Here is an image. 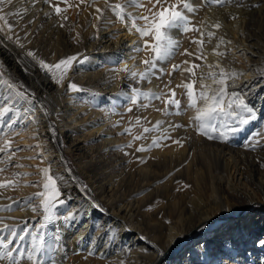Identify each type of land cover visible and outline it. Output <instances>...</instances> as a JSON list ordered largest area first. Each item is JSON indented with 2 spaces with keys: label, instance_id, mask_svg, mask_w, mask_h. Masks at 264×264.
<instances>
[{
  "label": "bare ground",
  "instance_id": "obj_1",
  "mask_svg": "<svg viewBox=\"0 0 264 264\" xmlns=\"http://www.w3.org/2000/svg\"><path fill=\"white\" fill-rule=\"evenodd\" d=\"M190 2L196 10L186 15L199 30H173L171 36L177 45L174 54L157 61L156 69L140 83L116 69L127 64L130 70L143 72L146 65L142 61L153 54L145 49L136 52L141 41L129 32V26L116 25L106 5L100 7L105 11L99 22L94 11L92 16L80 14L75 8L63 11L70 24H81L78 30L82 34L79 48L72 46L66 54L77 56L84 63L74 62L59 84L46 75L40 84H35L28 61L6 46L0 33V63H5L7 75L22 76L30 83V90L42 95L53 92L63 103L52 111L55 116L63 113L66 120L62 126L66 132L55 141L49 137L51 127L39 102L30 100L18 86L6 92L14 98L16 115L25 122L24 134L35 139L46 159L42 166L51 164V174L58 178L60 195L56 199L63 203H56L52 221L41 229L50 255L46 264H264V246L259 243L264 241V0H232L223 6L209 5L204 0ZM238 3L242 6L238 7ZM9 10H20L31 23L46 22V28H54L53 9L45 0H36L34 6L31 0H13L5 12ZM130 13L138 15L135 10ZM17 17L9 16L8 23ZM217 22L221 25L218 29L212 27ZM97 24L98 29L93 27ZM0 28H6L3 21ZM208 31L215 34L210 41ZM221 38L224 44L217 48ZM58 49L60 53L48 58L52 65L68 57H62ZM213 49L223 56L216 55ZM197 55L206 59H197ZM216 63L226 71L243 74L228 81L227 91L243 98L254 117L227 142L197 134L193 119L196 112L188 107L186 90L177 87L195 80L193 90L198 95L201 76L218 72L219 69L208 67ZM173 65L180 67L173 71ZM189 67H193L194 77L185 71ZM204 82L211 84L210 79ZM69 83L82 85V89L94 87L98 98L103 96L133 108L129 119L136 125L134 121L140 117L141 123L131 127L126 144L120 145V138L113 137L114 128L108 127L111 122L119 123L121 127L116 132H122L129 124L120 122L123 115L111 120L106 112L84 105L79 99L81 93L70 91ZM134 87L167 96L173 89L180 101V114L172 108L165 113L162 100L151 101L147 108L141 106L148 103L143 99L136 106L129 104L130 89ZM238 117L249 118V113L240 110ZM157 121L162 122L160 132L153 130L144 133L142 139L133 140L143 133V128L152 129ZM170 124L183 127L172 130ZM163 129H169L171 139L162 140L161 146L148 151H136L141 145L148 147ZM207 131L214 135L211 128ZM253 136L260 144L255 150L246 149L244 144ZM181 138L183 146L172 142ZM66 142L72 153H77L79 183L87 186V193L79 190L64 167L61 148L56 143ZM130 142L131 147H126ZM92 201L100 208H93ZM149 207L151 211L147 210ZM69 213H74V217L65 220Z\"/></svg>",
  "mask_w": 264,
  "mask_h": 264
},
{
  "label": "snow or ice",
  "instance_id": "obj_2",
  "mask_svg": "<svg viewBox=\"0 0 264 264\" xmlns=\"http://www.w3.org/2000/svg\"><path fill=\"white\" fill-rule=\"evenodd\" d=\"M33 6L36 3V0H31ZM81 2H85V0H81ZM96 0H93L95 3ZM152 2V0H149ZM206 4L209 5H219L223 6L224 4H230L232 0H204ZM13 3V0H0V21H3L5 27L7 28L8 32L11 33L13 30V26L8 23V17L12 15H19L22 18L20 10L17 12H12L9 10L5 12V8L10 6ZM45 3H48L50 7H53L56 14H61V8L58 5L52 3V0H45ZM104 3L108 9H110L114 15H116L117 19L120 20L122 23L130 22L129 32L133 29L140 35L141 38L144 37H151L153 43L149 44L147 40L144 41L145 47L153 54L149 59H145L142 61L146 65V69L143 72H137L134 70H130L127 64L124 65L123 68L116 69L117 72H125L128 75L136 80L137 83L141 81L147 80L149 75L153 70L157 67V61H162L171 55L174 54L173 50L177 45L174 43L171 32L173 30H180L182 33H186L188 31L199 30L194 28L191 25V22L186 15L187 12H193L196 9L191 4L190 0H175L174 3H170V0H154L152 3V8L147 9L149 15H142V16H133L132 13L127 12L126 9L129 6L133 7H143V0H126V3H117L115 5L110 4L109 0H104ZM159 6V7H157ZM238 7L242 6V4L238 3ZM155 9V11H153ZM66 10V9H65ZM105 9L97 7L95 12L97 15L95 19L99 22L101 21ZM24 13L27 12V9L23 10ZM45 15H48L47 13ZM232 19H238L236 16H232ZM62 19L66 20L67 17L64 16ZM137 20H143V26L137 25ZM31 23V21H29ZM203 23V22H202ZM64 27V24L60 25ZM221 25L219 22L215 23L212 27L219 28ZM94 28L99 27V25H93ZM0 31H3L0 28ZM204 33L201 32V36L203 37ZM214 32L208 31L207 36L209 41L214 36ZM8 40H12V35H6ZM15 43L18 46L23 47L20 44L19 37H16ZM197 43H202L199 41ZM222 44H224L223 39L221 38L219 43L217 44V48H219ZM137 52L140 51L139 48L135 49ZM187 51V50H185ZM216 52L215 49H213ZM26 55L28 57L33 58L39 64V67L46 71L48 74L52 76V79L56 83H61L65 78L73 66V63H84L83 59H78L77 56H68L66 58L60 59L56 64H48L43 60H38L35 56V53L32 51H27ZM216 55L223 56V53L216 52ZM197 59H206V57H202L197 55ZM184 63H188L185 61ZM179 65H173V71L178 69ZM193 67L199 68V65H194ZM193 67H189L185 69V71L191 73L194 77L195 72H193ZM209 69L216 68L219 69L218 72L209 71L206 75H202L200 78V91L198 95H194L193 85L195 80H192L189 83H183L177 85V87H183L186 90V95L188 96V107L195 110L196 115L193 118L195 122V127L197 134L205 135L209 139L216 138L221 140L222 142H227L230 140L231 135L238 133L242 130V126L248 124L250 122V118L252 117L251 112L252 110L249 109L245 103V100L241 98L236 92L229 93L227 91L228 88V81L235 80L239 78V76L243 75L242 73H237L235 71H226L223 67L220 66L219 63L214 65H208ZM171 75V73H169ZM211 80V84H207L205 80ZM3 82L0 80V86H2ZM9 90H15V85L12 82L7 84ZM23 85H21V88ZM167 87V85L165 86ZM68 89L74 93H81L84 91L80 86L75 83H69ZM171 93L170 96L166 94H156L152 92H142L140 89L133 88L131 89V96L128 98V103L136 106L140 103L143 99L148 101V103H143L142 107H149L150 102L152 100H162L165 104L164 112L167 113L169 108L175 110L176 114H180V101L175 98L176 94L173 89H169ZM24 95H28V93H24ZM10 97L6 96L4 98V102L0 103V132L4 131V128L9 129L10 132H16L18 134L19 130H16L14 126L19 123V116L16 115L17 110L15 109L14 102L10 103ZM199 102V103H198ZM126 110L131 112L132 107H127ZM240 110L246 111L249 113V118H239L238 112ZM11 113V115H9ZM236 121V123H233ZM135 123L139 125L141 123V118L136 117ZM162 122L157 121L155 125H153L152 129L147 127L143 128V133L141 135H137L133 137V140H140L143 138L144 133H148L150 131H157L160 132V125ZM191 123V122H190ZM131 124V122H130ZM114 126H118L114 125ZM183 125H169V128L175 130L177 128H181ZM212 129V134H209L207 129ZM125 132L131 134V127L125 129ZM171 139L169 134V129H163L162 134L158 137H154L152 143L145 147L141 145L136 149L138 152L148 151L152 147H159L161 146L162 140ZM175 144L180 146L182 145V138L176 139L172 141ZM260 144L259 140L256 138L250 137L249 140L244 144V147L249 150H255V148ZM11 147L10 138L5 135L3 138L2 144H0V153L7 154ZM39 147V145H37ZM131 147V142L126 146ZM127 154V153H125ZM16 153L13 151L10 155H7V161L10 162L12 157L15 156ZM39 153L37 156L39 157ZM43 162V161H42ZM0 163H5V161L0 160ZM21 165H16V167H20ZM264 167V164H262ZM7 171V168H0V173ZM43 177V191L37 192L34 194L33 197H29L27 199V203L31 206L32 211L36 212V206H32L31 202L33 199L40 198L41 203L39 205L40 210L42 211L43 218L39 222V226L36 225L29 226L26 222L25 225L17 232L16 228L10 226L8 224H4L2 228H0V233L8 232V236H0V261H4L7 259L10 264H20L21 258L26 255V259L29 264H44V254L46 251V244H45V235L41 231L46 226L45 222H51L53 219V214L55 211L56 203H63V201H58L56 198L60 195L59 188L57 185L58 178L51 174V164L48 167L43 168L40 170ZM19 177L18 173H14L12 178L8 179L4 183H0V189L5 187H15L16 180ZM26 186H37V185H26ZM87 187L86 185L84 186ZM91 206L93 208H100V205L96 204L92 201ZM3 207V206H0ZM7 210L12 209V205L9 204L6 206ZM151 211V207L147 209ZM74 213H69L67 216L64 217L65 220H70L74 217ZM34 228L35 230L29 231V229ZM30 235L31 239L29 241L28 247L22 248L20 245L21 243ZM15 241V244H14ZM261 246H264V241L259 242ZM19 253V256H14V253ZM92 255L93 253H89Z\"/></svg>",
  "mask_w": 264,
  "mask_h": 264
},
{
  "label": "rangeland",
  "instance_id": "obj_3",
  "mask_svg": "<svg viewBox=\"0 0 264 264\" xmlns=\"http://www.w3.org/2000/svg\"><path fill=\"white\" fill-rule=\"evenodd\" d=\"M73 1H74V4H71L70 0H67V1L66 0H53L52 1V3H54L55 5L58 4V6L62 10L61 14H60L61 17H60V15H57L54 8L52 7V9H53L52 13H53L54 17L56 18V19L53 18L55 20L54 28H56V29L53 28L51 30L50 29L51 26L46 28L45 27L46 22H42L41 24L40 23L36 24L33 21V23H30L29 20L25 18V16H22L23 19L25 18V20L22 21V18L19 16L15 20L10 22L11 25L13 26V30L11 33L8 32L7 28H2L4 31H0L1 36H2L1 37L2 41L6 44V46H9L10 48H12V50H14L18 53V56H20L24 60L28 61L30 67L29 66H27V67L32 68L29 70H30V72L32 71V73L34 74L33 77L35 76V81H33L35 84H37V83L40 84L42 82L43 76H45V75L49 76V78H51L52 76L50 74H48L46 71L42 70L39 67V64L37 63V61L31 57H28L26 55V52L29 50L34 52L35 56L37 57L38 60H43L46 63H49V62H47L48 58H51L54 56L53 53H57V52L60 53L58 48H60V50L63 53V55L61 54L62 57H65V55L68 56L69 54H66V53L71 50L72 46L79 48V44H81L82 34L78 30V29H81V27H80L81 24H78V26L76 24H70L67 21V19L66 20L62 19V17L64 16L63 13L67 9L70 10V9L75 8V10L77 9L78 12H80V14L81 13H87L86 15L90 14L92 16L93 15L92 12L94 11V13H95V9L97 7L100 8L101 6L105 5L104 0H96L95 3H93V0H85V2H83V3L81 2V0H73ZM115 1L116 2L122 1L121 3H126V0H124V1L123 0H109L110 4H112V5H115V3H114ZM60 2L61 3L65 2L62 5L63 7H61ZM128 2H130V0H128ZM152 3H154V0H152V2H149V0H143V7L137 8V7L129 6L130 8H128V9L130 11L131 10L137 11V13H138L137 17L142 16V15H149L147 9L152 8ZM157 7H159V6H157ZM106 10H109L111 15H113L115 17V20L117 21L116 22L117 26H119V25L125 26L126 25V26L130 27V22L122 23L120 20L117 19L116 15H114L110 9H108L106 7ZM130 11L127 10V12H130ZM153 11H155V9H153ZM19 18L21 21L19 20ZM137 21H138L137 22L138 26H143V24H144L143 20H137ZM77 23H80V21L78 20ZM61 24H64L65 26L61 27L60 26ZM15 26H17V27L20 26L19 27L20 29L15 27ZM15 28H17V29H15ZM132 32H134L136 34V36L138 38L136 40L141 41L139 49L140 50L141 49L142 50L143 49L148 50L145 47L144 41L147 40L149 42V44L153 43L151 40V37L141 38L140 35L134 29L132 30ZM48 34H49V37H51V38H49L47 36ZM6 35H12V40H8L6 38ZM17 36L19 37L20 44H22L23 47H20V46H18L17 43H15ZM62 36H63V38H62ZM54 38L56 40H59V41L57 42ZM48 39H51L52 42H51V40H48ZM47 40L50 43H48ZM54 40H55V42H54ZM60 40H62L63 42H66L68 44V46H67V44L66 45L62 44L63 42ZM51 43H52V45H50ZM53 43L55 46L53 45ZM71 44H73V45H71ZM49 45L51 46V48ZM137 53H140V51ZM36 71H37V73H36ZM7 74L8 73H7V69L5 68V63H3V62L0 63V80H2V82H3L2 86H0V103H3L4 98L6 96H8L6 93L8 91L7 82H12V83L16 84L15 86L16 87L18 86L17 88H19V90L21 92H23V93L27 92L28 93V95H26V96L30 100L35 101V102H39V104L42 106V110L45 114V119H47L46 123L49 127H51L50 131H49L50 139H53L56 141L58 138H62L61 135L63 136L64 132H66V129L64 127H62L66 122L64 114L59 113L58 115L55 116L52 113V111L55 107H58V106L62 107L63 106V103L59 100V97L56 96V94L53 92L42 95L41 92L39 93V92L30 90V85H29L30 83H28L25 80V78H23L22 76H18V75H11V77H10ZM21 85H23V88H21ZM80 86H82V85H80ZM93 88L91 89V87H90V89L89 88L84 89V91L81 92V94L79 95L80 101L82 103H84V105L91 104L92 107L96 108L97 111L106 112L108 114V117L111 120L114 117H118V116L120 117L123 115L121 117L120 122H122V123L126 122L127 124L128 123L129 124H128V126H127V124H125V126H127V127L124 128V130L122 132H120V133L116 132V129L121 127V125L119 123L112 124V122H111L108 127L110 129L114 128L115 134L113 137L116 136V137L120 138V140H121L120 145L126 144V142H127L126 137L128 134L125 132V129H127L129 127H134L137 125V124L133 125L131 118L129 119V116L131 115L129 113H131V112L126 110V106L129 107V105L127 104L126 106L123 107L122 103L120 104L119 101L112 102L103 96H100L101 98H98V95L95 93L96 91L94 92L95 88L94 89ZM130 91H131V89H130ZM12 101H14V98L10 99V102H12ZM120 101H123V100L120 99ZM152 102L157 103L158 100H152ZM51 104H53V105H51ZM60 111L63 112L64 110L61 108ZM9 115H11V113ZM122 118H123V121H122ZM130 122H131V124H130ZM117 124H118V126H114ZM14 128L16 130H19L18 134H16V132H10L9 129H7V128H4V131L0 132V144H2L3 138L5 135H7L10 138V144H11V147H10L9 152L7 154L0 153V160L5 161V163H0V168H4V167L7 168V171L0 173V183H4L8 179L12 178L14 173L19 174V177L17 178V180L15 182L16 183L15 187H5V188L0 189V206H3V207H0V223H1L0 228L3 227L2 222L5 223V221L7 220L6 221L7 224L9 225V223H10L9 226L11 228L12 227L16 228L17 232H19L20 229L25 225V222L29 226L36 225L38 227L39 222L43 218L42 211L39 208V205L41 203V199L36 198V199H33L31 202L32 206H36V208H37L36 212H33L32 208L29 209L30 206L27 203V199L29 197H33L35 193L43 191V177H42V173L40 170L44 168L42 166L43 165L42 161L44 158L40 154V151H39L40 147H37L36 146L37 143H35L33 141L35 139L32 137L31 138L28 137L27 134H24V132H25L24 120L19 119V123H17L14 126ZM111 132H112V130H111ZM109 137H110V139H112V134ZM66 143H63V144L56 143V145L61 148L60 154L62 156V162L64 164V167L66 168L69 175H71V177L77 183L79 190L83 193H87V190H85V188L82 186V183H79V181H81V178H80L79 171H78V168H77L76 163H75L77 153H75V152L72 153V150L69 148V146H70L69 142H66ZM13 151L16 153V155L12 157L10 162H8L7 161V155H10L11 152H13ZM38 153L40 154L39 157L37 156ZM44 161H46V159H44ZM16 165H21V166L16 167ZM26 185H37V186L34 187V186H26ZM9 204L12 205V209L10 211L7 210V208H6V206ZM27 206H28V208L25 209V207H27ZM21 209H23V210H21ZM27 211H29V212L31 211L29 213L30 215L26 216L24 218L21 217V214L22 213L25 214V213H27ZM13 214H15V215H13ZM101 214L102 213H100V215ZM8 221H9V223H8ZM45 223L47 225L49 222H45ZM32 230H35V229L30 227L29 231H32ZM8 235H9L8 232L0 233V236H8ZM30 239H31V237L29 235L21 243L20 246L22 248L26 249L29 245ZM14 244H15V241H14ZM46 254H47V256H46ZM13 255L19 256V253L17 252V253H14ZM49 258H50V255L45 251V254L43 257L44 264H46V262L49 261ZM0 264H10V262L7 259H5L4 261H0ZM20 264H29V262L26 259V255L23 258H21Z\"/></svg>",
  "mask_w": 264,
  "mask_h": 264
}]
</instances>
